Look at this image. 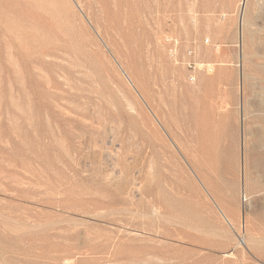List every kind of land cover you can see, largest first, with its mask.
<instances>
[{"label": "rangeland", "instance_id": "1", "mask_svg": "<svg viewBox=\"0 0 264 264\" xmlns=\"http://www.w3.org/2000/svg\"><path fill=\"white\" fill-rule=\"evenodd\" d=\"M0 264H264V0H0Z\"/></svg>", "mask_w": 264, "mask_h": 264}, {"label": "bare ground", "instance_id": "2", "mask_svg": "<svg viewBox=\"0 0 264 264\" xmlns=\"http://www.w3.org/2000/svg\"><path fill=\"white\" fill-rule=\"evenodd\" d=\"M225 91H226V90H225ZM223 92H224V91H223ZM225 93H226V95H228L227 92H225ZM223 94H224V93H223ZM223 94H222V95H223ZM224 97H225V96H224ZM224 97H222V98H224ZM227 97H228V96H227ZM227 99H228V98H224V99H223V102L226 103V102H227ZM227 104H228V102H227ZM226 107H227V106H226Z\"/></svg>", "mask_w": 264, "mask_h": 264}]
</instances>
